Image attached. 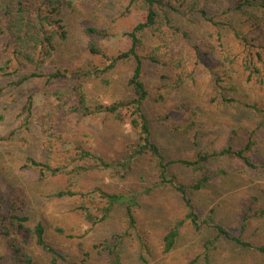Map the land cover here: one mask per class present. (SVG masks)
Here are the masks:
<instances>
[{
  "label": "rangeland",
  "instance_id": "374dc122",
  "mask_svg": "<svg viewBox=\"0 0 264 264\" xmlns=\"http://www.w3.org/2000/svg\"><path fill=\"white\" fill-rule=\"evenodd\" d=\"M62 1L67 39L57 43L54 56L43 72L60 70L66 71L72 80L79 77L91 107L132 99L127 81L134 62L118 63L103 74L101 71L106 65L100 55L90 53L88 46L92 43L99 46L108 57L127 50L130 43L124 34L140 21V14L122 16L126 5L124 0ZM187 1L188 4L204 6L209 15L217 14L218 20L226 7L224 0ZM185 8L181 16L172 14V17L174 25L181 27L189 39H177L167 49L171 46L170 54L183 61L192 78L178 91H163L160 98L156 88L169 81L168 70L145 62L142 80L149 97L143 104V113L150 122L153 141L166 160H193L198 152L219 151L227 146L230 136L236 148L246 149L248 139L252 138L253 145L245 150V154L258 166L257 169H246L236 160L218 159L211 169L223 173L212 177L201 190L189 193L200 221L212 210V218L217 224L253 246H261L264 245V214L249 218L242 232L239 224L243 214L254 212L259 215L264 210V86L258 84L256 75L247 81L249 71L244 67L245 54L241 53L244 47L236 36L226 31L221 40L216 41V30L190 8ZM231 24L236 33L247 40L255 38L263 28V25L251 27L243 16L231 19ZM88 28H103L109 36L104 40L93 37L86 33ZM153 42V37H145L147 47L153 46ZM251 42L264 44V37ZM3 43L0 38V60L4 59ZM222 53L229 55L233 63L222 65ZM253 62L264 69V61L259 65L255 59ZM8 83L7 80L0 81L3 89L0 96V198L6 200V208L25 200L23 206L19 205L23 211L16 212L26 215L29 225L41 221L46 228L47 241L68 260L79 261L76 245L81 242L89 253L87 264H112L107 248L114 242L113 236L117 235L122 238L115 249L118 264H189L202 252L203 245L214 238L215 233L205 225L195 232L185 224L174 249L167 254L162 252L163 236L175 221L183 218L185 210L172 189L158 186L157 171L153 169L151 157L135 154L139 144L136 132L128 125L119 124L110 115L105 121H102V115L88 118L67 116L63 121L66 143L59 142L56 147L66 151L73 148L74 141L105 162H128L129 170L125 175L113 169L91 166L73 182L77 193L99 187L107 193L130 197L137 203L134 228L129 227L121 206H115L104 222L93 227L84 222L76 210L79 196L68 199L50 197L66 187L67 177L41 176L38 171L25 167L27 156L44 161L41 150L45 138L38 123L55 106L54 101L48 98L49 84L41 79L31 80L17 88ZM221 91L235 102L221 104L216 98L217 92ZM28 97L33 101L32 116L23 127L22 109ZM184 103L186 108L182 106ZM246 103H256L258 109L243 106ZM169 173L185 183L198 178L190 169L179 165H171ZM57 228L65 235L55 234ZM69 235L73 239L67 238ZM95 246H99L98 249ZM26 248L32 264H49V258L33 242ZM98 251L101 253L99 257ZM0 264H14L1 237ZM196 264H201V261ZM210 264H264V257L222 240L215 249H211Z\"/></svg>",
  "mask_w": 264,
  "mask_h": 264
},
{
  "label": "trees",
  "instance_id": "16d2710c",
  "mask_svg": "<svg viewBox=\"0 0 264 264\" xmlns=\"http://www.w3.org/2000/svg\"><path fill=\"white\" fill-rule=\"evenodd\" d=\"M124 1L126 5L122 16L140 14V21L124 34L130 43L129 48L111 57L104 54L99 46L93 43L88 48L91 54L100 55L106 65L101 71L103 74L114 69L118 63L134 62L131 77L127 81L132 99L109 105L96 104L91 107L88 105L79 77L72 80L66 71L60 70L43 72L47 62L54 56L57 43L67 39L68 33L62 18L63 1L0 0V38L4 40L2 46L4 59L1 58L0 60V81L7 80L10 86L17 88L31 80H44L46 85L49 84L50 94L48 98H51L55 103L54 109L45 114L38 123L39 130L45 138L41 150L44 161L27 156L25 157V167L38 171L41 176H66V187L50 197L68 199L79 196L80 203L76 210L79 211L84 222L88 225L94 227L104 222L115 206H121L129 227L134 228L136 224L134 207L137 203L130 197L119 193H107L99 187L91 188L87 192L77 193L74 191L75 183L73 182L74 178L89 171L91 166L102 170L113 169L117 173L125 175L129 170L128 162L124 164L105 162L74 141L72 149L61 151V148L56 147L59 142L60 144L66 143L63 138V121L67 116L76 115L88 118L102 115V121H105V118L109 115L113 116L119 124L128 125L132 131L136 132L139 144L135 154L139 156L147 154L151 157L153 169L157 171L156 181L158 186L172 189L179 196L181 205L185 210L183 218L175 221L163 236L162 252L164 254L174 249L181 228L185 224H189L195 232H199L201 227L205 225L215 233L214 238L203 245L202 252L189 264H196L199 260L201 264H210V251L213 248L215 249L216 244L222 240L258 252L264 257V245L253 246L251 243L242 240L240 236L232 235L228 229L214 221L212 210L200 221L199 213L196 211L189 193L191 190H201L212 177L223 173L221 170L213 172L211 169L213 163L218 159L236 160L242 163L246 169H257L258 166L253 164L245 154V150H249L253 145L252 138L248 139L246 149L244 147L236 148L230 136L227 146L219 151L212 153L198 152L193 160H166L153 141L150 122L143 113V104L148 99L149 92L142 80L145 62L167 68L169 81L161 85L160 88H156L159 97L162 98L163 91H178L192 78V74L186 72L183 61L170 54L171 46H169V50L167 49V46L172 45L173 41L175 42L177 39H189L188 34L181 27L174 25L172 17V14L181 16L183 11H186L185 7H187L216 30L214 34L216 41H220L224 32L227 31L242 42L244 49L241 53L245 54L244 67L246 71H249L247 81H250L252 75H256L259 79L258 84L264 86V69L262 70L259 67V63L264 61V44L257 45L251 42L252 40L258 42L264 37V0H224L226 7L221 11L219 20L217 14L211 16L208 14L207 8L194 3L188 4L187 0ZM238 16L246 17L251 27L259 28L260 25H263L255 38L247 40V38L236 33L231 24V19ZM86 33L103 40L109 36L107 30L103 28H88ZM147 36L154 38L153 44H155L153 46L147 47L145 45V37ZM145 46L148 49L147 51ZM254 59L259 66L253 62ZM229 63L232 64L233 60L230 59L229 55L222 53V65L225 66ZM2 91L3 89L0 88V96ZM216 98L220 100L221 104L235 102L234 99L223 95L222 91L217 92ZM182 106L186 108L187 105L184 103ZM243 106L253 110L258 109L256 103H246ZM32 108V98L28 97L22 109L24 115L23 127H26L31 119ZM1 120L2 116L0 115ZM171 165H179L190 169L198 178L191 183L180 181L175 175L169 173ZM104 202H106V205H103ZM5 204L6 200L1 197L0 237L5 240L14 264L33 263L32 257L26 248L30 242H33V245L49 258V264H87L89 253L85 251L81 242L76 245L80 255L79 261L72 262L47 241L46 228L41 221L29 225L28 217L16 212L17 210L23 211L20 210L19 205L23 206L25 200H22L21 203H12L10 208H6ZM262 214H264L263 209L259 215L254 212L251 215L243 214L239 224L240 231L244 230L249 218L258 217ZM54 232L59 236L65 235V232L59 228L55 229ZM67 238L73 239L70 235ZM113 239L114 242L107 248V255L112 264H118L119 259L116 256L115 249L121 243L122 238L115 235ZM98 247L95 246L94 248L98 249ZM97 253L99 257L101 255L100 251Z\"/></svg>",
  "mask_w": 264,
  "mask_h": 264
}]
</instances>
